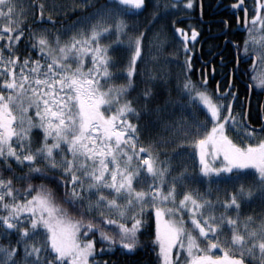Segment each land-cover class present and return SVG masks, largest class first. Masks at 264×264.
<instances>
[{"label": "snow or ice", "instance_id": "snow-or-ice-1", "mask_svg": "<svg viewBox=\"0 0 264 264\" xmlns=\"http://www.w3.org/2000/svg\"><path fill=\"white\" fill-rule=\"evenodd\" d=\"M243 5L236 66L250 59L247 87L264 90V0L250 18ZM172 10L180 0H0V264H108L99 257L144 246L157 264H264V104L255 123L234 110L235 69L222 90L207 70L193 80L180 27L179 96L154 103L171 79L151 26ZM138 83L142 106L129 98ZM148 114L159 130L145 144Z\"/></svg>", "mask_w": 264, "mask_h": 264}, {"label": "trees", "instance_id": "trees-1", "mask_svg": "<svg viewBox=\"0 0 264 264\" xmlns=\"http://www.w3.org/2000/svg\"><path fill=\"white\" fill-rule=\"evenodd\" d=\"M150 11L151 7L149 9H146L143 13L140 14L139 16V23L140 26L143 27L146 23L147 20L150 19ZM79 12L73 13L68 15L67 21H71L75 15H79ZM192 13L186 12L184 10H172L169 15L166 17H162L160 20H158L155 24H153L152 30H158L163 27V32L166 38V45L163 48V51L160 55V63L165 64V58L167 57V63L166 67L168 68L170 72V79L171 82L167 85L165 88L164 86H161L158 91V96L155 98L154 103H163L165 100H167L169 97L172 99H176L179 96V93L176 90V84H177V77H180L182 79V61L184 59V48H183V39L178 33L174 32V29L176 27H180L183 29H186V27H197L201 32L202 35L206 34L207 32L205 31L206 26L202 25L199 22L198 16L195 13V17L192 16ZM130 19H136L135 17L130 18ZM173 21L175 23L173 24ZM217 27V30L222 29V23H215L211 26V28ZM229 32V31H228ZM151 34V33H149ZM224 36H215V37H210L204 41V43L201 46L200 49V55L202 58H208L211 55V52H216L217 50L220 49L222 45ZM197 45L194 46V48L189 47L191 50L190 55L192 58V63H193V68L194 69H200L201 71H193L190 73L191 77L193 80H198L200 77L203 75V71L207 70L208 71V87L209 89H213V86L215 84V78L210 72V67L205 66L200 58L197 55ZM227 48H230L228 45ZM19 51L21 54H25V49L23 44L20 45ZM170 54H176V55H170ZM126 60L127 54L122 53L121 54ZM147 58V54H146ZM180 61V62H178ZM231 66H233L231 64ZM124 67V63L122 62L117 66L116 69H113L115 73H117L116 77L113 79L112 83L115 84H120L123 82V75L121 74L120 70ZM144 87L143 83H138V87L136 88L135 91L130 92L129 98L132 99L133 103L136 104L137 106H142L143 101L141 99H138V94L140 93L141 89ZM242 90L241 93L245 94V98L248 95V89L244 86H241ZM253 89L257 92L253 93L254 95L258 94L256 97H252L250 100V103L248 106L245 103H239L240 101H236L234 103V110L236 111H243L245 107H248V110L250 112V117L253 123L256 122L257 120V115L259 112L260 106L263 104L262 101V92L263 90H258L257 88L253 87ZM261 92V93H260ZM180 99H186L184 97H180ZM245 100V99H244ZM173 106H169L170 110L172 109ZM177 114H179V109H176ZM185 115H187V111L184 112ZM202 118V114H201ZM138 124L140 126V131H141V138L144 141L145 144H147L155 135V133L159 130V124L155 120L154 115H142L140 120L138 121ZM163 135H167V133H162ZM171 147V145H169ZM189 163V167L191 168V162ZM13 168H15L17 173L22 172V168L17 167L13 163ZM8 175H11V173L5 171L4 176L7 177ZM39 182V181H35ZM15 183V181H14ZM45 183H49L48 181H45ZM221 196H224L225 193L223 190H221L220 193ZM254 209H256L255 205H245L242 211L244 213H249L253 212ZM141 241L146 242L150 240V237L147 234H142L141 235ZM99 247V245H97ZM215 251V250H213ZM101 260H106L108 261V264H157V260L155 257V253L150 250V246H144L141 247L140 249L136 250L134 253H127L126 250L121 249L120 247H117V249L114 250V252H110L106 255H102L99 257Z\"/></svg>", "mask_w": 264, "mask_h": 264}, {"label": "flooded vegetation", "instance_id": "flooded-vegetation-1", "mask_svg": "<svg viewBox=\"0 0 264 264\" xmlns=\"http://www.w3.org/2000/svg\"><path fill=\"white\" fill-rule=\"evenodd\" d=\"M175 2V0H173ZM194 7L186 12L192 13L195 17V13L198 16L199 22L202 25L206 26V34L202 35V32L197 28V38L195 41L189 39L188 47L194 48L195 45L197 49V55L200 58L201 62L205 66L210 67V72L213 75L211 69L215 67L216 74L213 75L215 78V84L213 90L216 87V82L219 81L221 85V90L223 87L228 86V73L230 69H235L234 74L232 75V87L236 91V101L239 103H245L248 106L252 97H256L258 94L254 95L253 93L257 92L253 88L249 90L247 85L251 84L250 80L251 68L250 65L252 61L250 59H241L239 66H236L237 58V49L231 43V41H236L237 43L242 44L244 37L246 35L244 27V11L243 7L233 8L232 5L235 3V0H193ZM183 0H180V8H182ZM244 7H247L249 18L253 11L254 0H244ZM222 23V29L219 31L217 27L211 28L215 23ZM226 22V23H225ZM191 27H186L185 31L191 35ZM229 31V32H228ZM224 36L222 45L219 50L216 52H211V55L207 58H202L200 55V49L204 41L210 37L215 36ZM183 39V38H182ZM230 48H227V46ZM240 55H243L240 53ZM231 64L233 66H231ZM241 86H244L248 89V95L245 98V94L241 93ZM261 93V92H260ZM245 99V100H244ZM262 101L264 104V90L262 92ZM248 108V107H247Z\"/></svg>", "mask_w": 264, "mask_h": 264}, {"label": "rangeland", "instance_id": "rangeland-1", "mask_svg": "<svg viewBox=\"0 0 264 264\" xmlns=\"http://www.w3.org/2000/svg\"><path fill=\"white\" fill-rule=\"evenodd\" d=\"M188 33V32H187ZM180 35V34H179ZM181 36V35H180ZM188 36H189V39H191V35H189V33H188ZM181 38H183L182 36H181ZM192 40V39H191Z\"/></svg>", "mask_w": 264, "mask_h": 264}, {"label": "water", "instance_id": "water-1", "mask_svg": "<svg viewBox=\"0 0 264 264\" xmlns=\"http://www.w3.org/2000/svg\"><path fill=\"white\" fill-rule=\"evenodd\" d=\"M243 29H244V27H243Z\"/></svg>", "mask_w": 264, "mask_h": 264}]
</instances>
